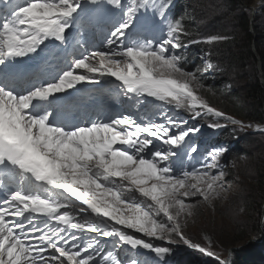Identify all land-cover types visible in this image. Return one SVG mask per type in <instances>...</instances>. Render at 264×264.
<instances>
[{
	"label": "snow or ice",
	"instance_id": "1",
	"mask_svg": "<svg viewBox=\"0 0 264 264\" xmlns=\"http://www.w3.org/2000/svg\"><path fill=\"white\" fill-rule=\"evenodd\" d=\"M88 4L101 15L115 10L106 21V46L73 55L52 74L18 62L34 59L50 44L66 45L69 30L90 22L84 0H0V186L7 191L0 200V264H148L128 251L148 250L164 260L173 249L154 241L171 245L174 237L228 264L193 243L181 226L197 208L187 200L211 206L231 187H225L220 164L226 150L214 147L197 159L199 146L191 142L197 129L166 112L159 113L162 123L122 113L92 119L88 112L70 121L65 101L73 95L69 90L80 91L77 85L114 78L137 105L139 97H151L187 109L193 119L204 109L240 128L264 127L225 116L199 95L203 73L214 67L212 52L202 68L184 69L182 38L191 33L182 20H169L172 0ZM141 9L152 10L153 27L166 25L160 37L140 41ZM227 39L211 35L191 42ZM185 156L199 167H185Z\"/></svg>",
	"mask_w": 264,
	"mask_h": 264
},
{
	"label": "rangeland",
	"instance_id": "2",
	"mask_svg": "<svg viewBox=\"0 0 264 264\" xmlns=\"http://www.w3.org/2000/svg\"><path fill=\"white\" fill-rule=\"evenodd\" d=\"M187 1L188 4L191 2L190 0ZM244 3L248 5L247 2ZM250 3L247 9L246 7L243 8V11L247 13L248 10L250 16L253 13L252 11H254L252 16L254 14L260 15L264 1L252 0ZM197 4H201L202 14L196 11V6L194 9L195 13L193 15L191 14V17L182 19L183 24L186 23L188 19L193 21L196 27L195 30L190 32L184 24L185 28L191 33V37L182 38V42L186 45L184 48L185 57L182 60L183 63L187 62V58L191 57L192 53L195 56L198 52L203 50L206 52L211 50L212 52L213 45L191 42V40H196L198 38L197 33L199 30L203 31L199 26H211L210 30L206 31L208 36L223 35L228 37L231 35V32L234 33L235 23H237V20L233 18L235 14L231 13L236 7H230L227 0H197ZM261 22L262 24L264 23V18H262ZM201 56H205V53H202ZM211 60L221 64L220 61L215 60L213 56ZM256 65H258V61ZM246 68L247 67L241 66L238 70L236 69L239 74L237 71L234 73L232 72L230 76V80L232 81L225 84V89H229V92L224 94L226 99L236 102L231 96V92L240 86V82L242 83L249 79ZM203 89L207 90L206 87H203ZM199 95L204 98V94L199 92ZM207 102L220 111H224V113L229 112L216 103H212L209 100ZM228 114L233 117L236 116L232 112ZM235 118L240 120L237 117ZM241 120L250 122L245 124L264 127V120L261 122L246 120L244 118H241ZM245 129L248 132L252 131L254 133H246L241 130H239L240 133H236L234 128L229 130V132L236 133L239 138L238 144L241 147V153L238 155L231 154V151H229L226 139L227 133L223 136L219 145H217L218 148L222 147L226 150L220 159V164L225 172V187H228V185H231V187L228 188V191L220 198L213 201L211 206L198 201L197 198L187 200L186 203L197 204V208L193 216L181 222L182 231L186 237L192 242H199L206 248H210L219 255L221 260L226 259L228 256L229 258L233 257L235 250H238L243 245L264 247L261 236L263 232L261 231L256 235L251 232V228L256 223L260 225L262 230L264 229V175L262 174L264 169V131H259L254 128ZM256 133L259 134V136H256ZM243 233L244 237H248L245 243H242V241L234 242L237 238L241 237ZM174 238L176 242H180L178 237ZM199 257L203 260L201 256ZM135 258L137 259V257ZM218 262L220 264L219 260Z\"/></svg>",
	"mask_w": 264,
	"mask_h": 264
},
{
	"label": "trees",
	"instance_id": "3",
	"mask_svg": "<svg viewBox=\"0 0 264 264\" xmlns=\"http://www.w3.org/2000/svg\"><path fill=\"white\" fill-rule=\"evenodd\" d=\"M190 1L192 6L189 9L190 15L195 13L194 9L196 6V11L202 14L201 4H197V0ZM227 2L230 7H236L234 11H230L235 14L233 17L234 20H237V23H235V31H233L234 33L231 32V35L228 36L226 41L218 42L212 47V56L215 60L220 61L223 70L219 74H216L213 79L202 77L199 83L203 86L198 91L204 94V98L207 101L216 103L226 111L232 112L240 120L244 118L246 120L261 122L264 120V23L262 24L261 22L262 18H264V5L261 8L260 15L254 14L250 16L248 10L245 13L243 8L246 7L247 9L252 0H227ZM244 2H247L248 5ZM189 17L191 16L180 18L182 20L183 18L186 19ZM184 24L190 32L196 29L193 21L187 19ZM257 61L258 65H256ZM241 66L247 67L246 72H248L249 79L242 83L240 82V86L231 92V96L236 102L230 101L224 96V94L229 92V89H225V84L232 81L230 80L232 72L234 73ZM237 73L239 74L238 71ZM203 87H206L208 91L204 90ZM229 112L225 113V115L229 116ZM218 122L222 123L223 121L219 120ZM232 128H234L236 133H240L236 125H233ZM256 136H259V134L256 133ZM238 141L239 138L237 137V144L231 151V154L238 155L241 153V147ZM262 174L264 175V169ZM259 228L260 225L256 223L251 228V232L256 235L262 231L263 234L261 236L262 242L264 243V229ZM246 238L248 237H244L243 233L234 242L242 241V243H245ZM198 244L200 243L198 242ZM198 255L195 252L185 253V261L178 264H219L218 260L214 257L209 256L210 258H204L201 256L203 258L202 260ZM229 264H264V247L243 245L238 250H235L234 256L230 258Z\"/></svg>",
	"mask_w": 264,
	"mask_h": 264
},
{
	"label": "bare ground",
	"instance_id": "4",
	"mask_svg": "<svg viewBox=\"0 0 264 264\" xmlns=\"http://www.w3.org/2000/svg\"><path fill=\"white\" fill-rule=\"evenodd\" d=\"M257 1H259V0H257ZM261 5H262V4H261ZM261 5H260V7H261ZM252 9H254V8H252ZM252 12L254 13V11H252ZM252 12H251V13H252ZM253 13H252V14H253ZM251 16H252V15H251ZM94 93H96V91H95ZM99 93H100V92H98L97 94H99ZM161 105H162L163 107H165V104H164V103H161ZM159 106H160V105H159Z\"/></svg>",
	"mask_w": 264,
	"mask_h": 264
},
{
	"label": "clouds",
	"instance_id": "5",
	"mask_svg": "<svg viewBox=\"0 0 264 264\" xmlns=\"http://www.w3.org/2000/svg\"><path fill=\"white\" fill-rule=\"evenodd\" d=\"M251 15H252V14H251ZM221 67H222V66H221ZM131 257H137V258H138L139 255H137V254H135V253H132V254H131Z\"/></svg>",
	"mask_w": 264,
	"mask_h": 264
},
{
	"label": "water",
	"instance_id": "6",
	"mask_svg": "<svg viewBox=\"0 0 264 264\" xmlns=\"http://www.w3.org/2000/svg\"><path fill=\"white\" fill-rule=\"evenodd\" d=\"M229 258V256L227 257V259Z\"/></svg>",
	"mask_w": 264,
	"mask_h": 264
}]
</instances>
